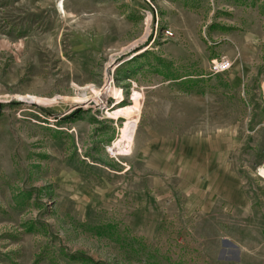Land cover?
<instances>
[{
  "label": "rangeland",
  "instance_id": "obj_1",
  "mask_svg": "<svg viewBox=\"0 0 264 264\" xmlns=\"http://www.w3.org/2000/svg\"><path fill=\"white\" fill-rule=\"evenodd\" d=\"M263 165L264 0H0V264H264Z\"/></svg>",
  "mask_w": 264,
  "mask_h": 264
},
{
  "label": "built area",
  "instance_id": "obj_2",
  "mask_svg": "<svg viewBox=\"0 0 264 264\" xmlns=\"http://www.w3.org/2000/svg\"><path fill=\"white\" fill-rule=\"evenodd\" d=\"M230 64L228 60H221L218 63H214L212 66L213 73L222 72L225 69L229 68ZM264 166V165H263ZM264 179V177H263Z\"/></svg>",
  "mask_w": 264,
  "mask_h": 264
},
{
  "label": "trees",
  "instance_id": "obj_3",
  "mask_svg": "<svg viewBox=\"0 0 264 264\" xmlns=\"http://www.w3.org/2000/svg\"><path fill=\"white\" fill-rule=\"evenodd\" d=\"M175 78L173 79L174 81H179V82H183L185 86L187 87H192L193 85H196L198 82L196 81L197 78H191V76H183V77H179L176 78V76H174Z\"/></svg>",
  "mask_w": 264,
  "mask_h": 264
},
{
  "label": "bare ground",
  "instance_id": "obj_4",
  "mask_svg": "<svg viewBox=\"0 0 264 264\" xmlns=\"http://www.w3.org/2000/svg\"><path fill=\"white\" fill-rule=\"evenodd\" d=\"M259 173L264 176V166L262 168L259 169Z\"/></svg>",
  "mask_w": 264,
  "mask_h": 264
},
{
  "label": "crops",
  "instance_id": "obj_5",
  "mask_svg": "<svg viewBox=\"0 0 264 264\" xmlns=\"http://www.w3.org/2000/svg\"><path fill=\"white\" fill-rule=\"evenodd\" d=\"M216 172H218V173H219V171H215V173H216ZM209 173H210V172H209Z\"/></svg>",
  "mask_w": 264,
  "mask_h": 264
}]
</instances>
